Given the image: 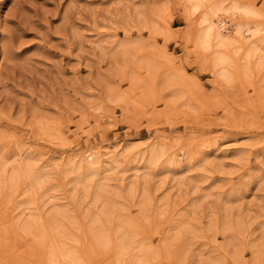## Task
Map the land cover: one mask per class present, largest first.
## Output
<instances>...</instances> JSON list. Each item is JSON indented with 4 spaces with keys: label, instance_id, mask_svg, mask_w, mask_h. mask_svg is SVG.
Masks as SVG:
<instances>
[{
    "label": "rangeland",
    "instance_id": "obj_1",
    "mask_svg": "<svg viewBox=\"0 0 264 264\" xmlns=\"http://www.w3.org/2000/svg\"><path fill=\"white\" fill-rule=\"evenodd\" d=\"M242 1L257 9L264 25V0ZM150 3L166 7L169 23L158 24L169 31H154L139 18V9ZM189 28L174 0H0V150L10 157L29 147L37 166L50 168V184L64 186L62 166L87 146L103 161L117 154L126 170L113 182L127 183L132 167H142L151 147L163 144L165 154L150 176L152 189L159 177L166 178L156 201L180 177L181 191L171 194L181 204L212 191L198 209L196 225L205 227L206 215L226 197L240 230L234 239L221 227L205 231L185 262L162 251L173 211L138 228L149 248L147 264L209 258L210 264H264V98L247 81L225 90L198 61ZM145 56L156 67L141 64ZM172 91L181 98L169 109ZM111 92L124 102L111 100ZM184 102L192 109L183 108ZM19 190L0 194V264H40L42 249L12 217ZM139 199L125 203L134 216ZM95 255L87 264H116L113 249Z\"/></svg>",
    "mask_w": 264,
    "mask_h": 264
},
{
    "label": "bare ground",
    "instance_id": "obj_2",
    "mask_svg": "<svg viewBox=\"0 0 264 264\" xmlns=\"http://www.w3.org/2000/svg\"><path fill=\"white\" fill-rule=\"evenodd\" d=\"M174 1L190 22L186 34L191 40L192 50L198 61L209 67L208 71L214 79L225 90L247 81L254 89L258 88L259 96L264 98V25L257 19L260 16L257 9L242 0ZM139 10V18L146 26L154 31L170 30L168 25L160 23L164 25L162 29L158 24L159 20L169 23L166 7L150 3ZM235 16H239V20L234 23L232 19ZM139 62L146 67H156L154 60L148 56ZM169 80V73H166L163 84L170 85ZM109 98L115 102H124V98L114 92L110 93ZM180 98L177 91H172L168 96L167 107L177 108ZM182 106L192 109L189 102H184ZM102 117L98 116L97 122ZM129 148L123 152L125 156L131 151ZM16 151L9 157L0 150V194L6 196L10 191L16 192L20 188V198L15 202L12 217L24 237L31 236L33 245L42 249L40 264H87L97 256L95 254L112 249L116 264H147L149 248L139 237L138 228L157 217H168L173 211L162 251L185 262L205 231L214 232L221 227L224 232L231 233L234 239L235 233L240 230V220H232L226 197L219 199L213 207L218 208L219 212L212 208V213L206 215L205 227L196 225L193 220H200L198 214L201 211L198 209L212 191L199 192L200 195L195 194L185 204H181L183 199L175 200L174 194H171L174 189L181 191L180 177H171L173 185L156 201L155 192L166 178L159 177L158 185L152 189L150 176L153 167H157L165 154L163 144L151 147L149 157L142 167H132L127 183L113 182L116 173L126 170L120 167L117 154H111L108 160L103 161L95 148H83L62 166L61 170L66 177L63 186L60 183L50 184V168L37 166L29 147ZM175 156L171 155L170 159L173 160ZM135 160L139 162L142 158ZM192 192H198V188L194 187ZM137 195L140 197L137 202L138 214L134 216L129 211L131 207L128 208L125 203L130 204ZM72 209L80 210L81 216ZM85 236L91 238L89 244L85 243ZM253 245L257 246L258 243ZM201 254L200 251L198 255ZM210 260L195 264H210Z\"/></svg>",
    "mask_w": 264,
    "mask_h": 264
}]
</instances>
